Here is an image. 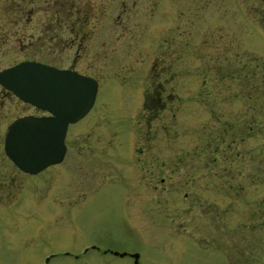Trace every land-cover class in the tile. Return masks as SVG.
<instances>
[{"label": "rangeland", "instance_id": "1", "mask_svg": "<svg viewBox=\"0 0 264 264\" xmlns=\"http://www.w3.org/2000/svg\"><path fill=\"white\" fill-rule=\"evenodd\" d=\"M222 2L198 0L196 11L183 5L177 19L174 6L165 2L144 16L125 6L120 13V4L101 11L87 4L94 30L85 36L83 50L60 43L52 54L40 56L95 76L98 89L89 112L68 125L64 161L36 177H22L20 212L0 223V264H134V253L138 264H264V100L262 111H256L264 69L253 68L252 62L255 47L264 49V39L243 40L252 27L243 24L239 0H229L226 11ZM163 64L171 70L164 76L174 78L164 86L166 110L155 118L144 109V95ZM210 109L224 113L219 120L230 126L244 121V128L240 122L227 131L245 136L243 191L223 198L203 186L194 206L191 178L203 182L208 177L205 161H193L194 148L198 144L205 151V132L216 123ZM145 114L154 118L148 133L142 131L147 129ZM145 141L151 145L150 188L126 209L120 196L132 179L134 190H141L136 180L143 172L130 159L132 146ZM80 186L97 188L73 200L72 191ZM212 200L215 209L207 205ZM213 210L224 225L209 223ZM213 236L225 241L224 251L221 242L209 245ZM91 243L100 251L76 256Z\"/></svg>", "mask_w": 264, "mask_h": 264}, {"label": "flooded vegetation", "instance_id": "2", "mask_svg": "<svg viewBox=\"0 0 264 264\" xmlns=\"http://www.w3.org/2000/svg\"><path fill=\"white\" fill-rule=\"evenodd\" d=\"M222 1V5H226L224 8V11H226L229 7V0ZM160 2H165V5L167 6H174L176 12H173V15L174 19H177V17L182 13L183 5L190 4V8H188V10L196 11V3L198 0H0V73L23 62H35L55 67L57 69L76 71L79 74L92 77L98 84V78L95 76L79 72L72 67L52 64L47 56L46 58L40 56L44 54H52L53 48L59 46L60 43L62 46L64 45L67 48L76 46L78 48L76 49L79 52L81 49L83 50L85 46V36L89 35V31L92 33L94 30L90 27V16L92 15L86 13L87 4L92 3L96 7V11H101V9H103L102 7L105 5L115 6L120 4L122 6L120 13L123 12L125 8H122L125 6L128 7L125 10L130 12L143 11L141 12V15L144 16L150 15L148 12L149 8L154 10ZM239 6V10L242 11L244 16L242 19L243 24L245 25L247 21V25L252 27L249 32L250 35H248L247 38L244 37L243 40L249 43V40H251L250 37L255 35H259L262 39H264V0H239ZM116 17H119V15L117 14ZM246 30H248V28H246ZM225 44V51L228 52L229 41L225 40ZM185 45L186 44L183 46ZM254 50L255 57L252 61L254 63L253 68L264 69V49L255 47ZM74 62L76 61L74 60ZM162 62L163 60L161 63ZM164 62L166 61L164 60ZM158 68V76H156L155 79L150 80L148 83V85L152 84V90L148 91L146 96L144 95V100L146 99L147 101L145 105L146 108L144 109H147V114L150 111L153 112L154 115H152V117L154 116L155 118L160 116V113L166 110V98L169 94H165L164 86L170 78H174V76L170 78L164 76L167 73V70H170V66L166 69L165 64H163L158 66ZM160 78L163 80H160ZM259 79L261 82H264V72L261 73V78ZM261 97H263V99H261ZM261 97H258L259 104L258 109L256 110L258 112L262 111L261 107L263 105L260 100H264V93ZM213 111V109H210L209 114L210 117L216 121V123L212 122L207 127L208 129L205 132L206 138L208 137L205 151H203L202 148L200 149L197 146L198 144H196L194 148L193 161L198 164V162L204 160L208 175V177H205L206 179L203 182H200V180L196 177L191 178V199L194 206H196V204L201 200L200 190L203 186V190L210 191L214 195L222 194L223 198L228 197L229 192L238 196L243 191V182L245 177L243 172L245 168L243 162V150H246L243 140L245 136H239L238 138V135H231L227 131L231 127L237 126L238 128L241 125L242 128H244V121H242L243 119L239 116L240 119L233 121L234 124H231L230 126L227 122L228 120H219V117H224V113L215 114ZM227 111L229 110L227 109ZM147 114H145L147 119V129L146 131L142 130L143 133L149 132V122L154 120V118L151 119V117ZM49 115V112L44 111L33 104L24 102L13 90L7 88L0 79V124H3L0 126L2 127L0 129V151L2 153L0 154V166L8 164L12 167V170L8 169V172H3L2 169H0V223L5 222L6 219L10 220V213L16 215L18 210L20 212L22 177H36L50 167L61 164L68 154V147L65 142L66 152L62 161L57 164L50 165L35 174H31L22 171L5 153V137L12 122L22 117H42ZM242 115L246 116L247 114L244 111ZM6 120H9V122L6 123ZM255 123L258 125L257 121H255ZM223 128L226 129L223 137L217 138L216 136L218 132H221ZM251 129L252 128L249 127V130ZM205 133H203V135ZM89 143H87V147H92ZM84 146L85 143L81 145V148ZM150 149L151 145L148 141L133 143L132 152H135L132 153L130 159L136 162V170L143 171L139 174L140 180H136V185L137 187H140L141 190L138 188L134 190L133 179L130 180L131 185L129 184L120 196L123 208L130 209V205L133 203L134 199L138 198L144 192L145 194L148 193L151 179ZM178 164V162L174 163V165ZM162 166V168L166 167L164 162L162 163ZM81 171L84 172V175L87 174V170L85 171L82 166ZM112 172H114V174H117L118 172L116 169V163H114V168L112 167ZM112 172H109V174H112ZM161 181H164V178H161ZM96 188L88 189L85 188V186H80L72 191L71 197L73 200L75 198L78 200L86 198L87 195L89 196V194L86 193L95 192ZM142 189H144L143 192ZM225 203V209L228 210L230 205L228 202ZM214 204L213 200L211 203L207 202V205L210 208L215 209L216 206ZM213 212L215 213L211 216V221H209V223L216 228L217 224L222 225L223 222H220L219 220L221 215L218 214L216 210H213ZM219 242H221L224 251L225 241L222 239L220 240L219 238L213 236L209 241V245L219 246ZM89 249L100 251L99 247L91 243L89 246L83 248L81 254H77L76 256L87 253ZM64 253L70 254L68 251H65ZM101 253L110 252L103 250ZM125 254L128 255V253Z\"/></svg>", "mask_w": 264, "mask_h": 264}, {"label": "water", "instance_id": "3", "mask_svg": "<svg viewBox=\"0 0 264 264\" xmlns=\"http://www.w3.org/2000/svg\"><path fill=\"white\" fill-rule=\"evenodd\" d=\"M0 79L24 102L50 113L12 122L5 137L6 155L22 171L31 174L62 161L68 125L85 116L93 106L97 81L76 71L35 62L10 67L0 73ZM131 257L138 264L139 255L134 253Z\"/></svg>", "mask_w": 264, "mask_h": 264}]
</instances>
